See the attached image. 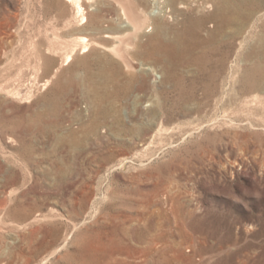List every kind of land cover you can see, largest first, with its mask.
<instances>
[{"label": "rangeland", "instance_id": "374dc122", "mask_svg": "<svg viewBox=\"0 0 264 264\" xmlns=\"http://www.w3.org/2000/svg\"><path fill=\"white\" fill-rule=\"evenodd\" d=\"M112 4L0 0V264H264V16L128 70Z\"/></svg>", "mask_w": 264, "mask_h": 264}, {"label": "bare ground", "instance_id": "6f19581e", "mask_svg": "<svg viewBox=\"0 0 264 264\" xmlns=\"http://www.w3.org/2000/svg\"><path fill=\"white\" fill-rule=\"evenodd\" d=\"M67 1L75 6V12L82 22L86 19L84 3H87L89 7L95 4L99 5L100 3L110 5L113 3L115 5L117 12L114 21L118 25V30L113 33L106 32L107 37L111 38L112 42L110 45L104 46V48L114 57L120 59L125 69L128 70L135 69L143 64L137 58L136 52L140 47L142 37L150 30H153V33L147 36L148 42H151L149 47L150 54L153 52H163L164 58L172 57L174 61L183 63L186 61L185 52L187 47L182 45L185 42L182 35L190 32L191 35L196 37V25L200 26L211 22L214 25H239L238 30H243L244 24L248 20L255 16L256 19H261L264 16V11H262L264 9V0H219L220 10L218 7L214 15L209 14L199 17H196V0H148L151 1L150 3H157L161 9L165 10L164 16L166 18H170L173 15L174 18L181 17L185 19L187 27H184L182 30L179 28L175 29L174 37L170 39L164 35V22L155 23L153 21L154 8H149L142 0ZM210 3V0H204L198 4V9L205 10L207 7L212 6ZM170 4L173 5L172 15H169V9L167 10ZM81 41L83 42L81 52L87 51L89 47L87 38L82 36ZM74 51L66 55L65 62L72 59ZM178 51H182L183 54H178ZM46 259L47 256L44 257V260Z\"/></svg>", "mask_w": 264, "mask_h": 264}]
</instances>
